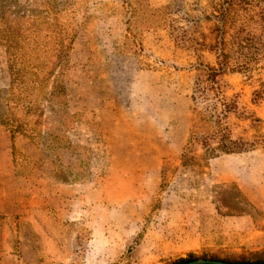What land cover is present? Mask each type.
I'll return each mask as SVG.
<instances>
[{
	"label": "rangeland",
	"instance_id": "obj_1",
	"mask_svg": "<svg viewBox=\"0 0 264 264\" xmlns=\"http://www.w3.org/2000/svg\"><path fill=\"white\" fill-rule=\"evenodd\" d=\"M1 134L0 264L263 261L264 0H0Z\"/></svg>",
	"mask_w": 264,
	"mask_h": 264
},
{
	"label": "trees",
	"instance_id": "obj_2",
	"mask_svg": "<svg viewBox=\"0 0 264 264\" xmlns=\"http://www.w3.org/2000/svg\"><path fill=\"white\" fill-rule=\"evenodd\" d=\"M248 1V0H244ZM220 67L217 69L216 67H207L206 76L207 79L203 80L202 83L206 85L198 84L197 91L200 92L203 98H208L211 94H214L217 99L222 101V105L224 109L220 112L217 117L216 125L214 127L213 132L209 134V136H198L197 134H193L190 137L189 145L191 148H201L206 150L212 157H217L218 154H233V153H241L247 151L244 148V143L241 141H234L231 138L230 128L227 123H224V120L228 119L229 113L233 111V103H226L227 98L222 91V88L225 84L223 77L225 76L224 66L220 63ZM13 86V85H12ZM236 108V107H235ZM234 108V109H235ZM13 132H18L17 129H14ZM217 143L218 146L216 148H212V144ZM218 154H215V153ZM200 260L195 256L190 255L189 258L180 260L175 264H188ZM206 261H213V262H221V263H228V264H264L263 261L255 262V263H245V262H231L225 260H206Z\"/></svg>",
	"mask_w": 264,
	"mask_h": 264
},
{
	"label": "crops",
	"instance_id": "obj_3",
	"mask_svg": "<svg viewBox=\"0 0 264 264\" xmlns=\"http://www.w3.org/2000/svg\"><path fill=\"white\" fill-rule=\"evenodd\" d=\"M0 137H3V139L6 141L7 140V134H1ZM12 173H13V166H12ZM13 174H12V184H13ZM18 259L15 255L12 254V264H17Z\"/></svg>",
	"mask_w": 264,
	"mask_h": 264
},
{
	"label": "water",
	"instance_id": "obj_4",
	"mask_svg": "<svg viewBox=\"0 0 264 264\" xmlns=\"http://www.w3.org/2000/svg\"><path fill=\"white\" fill-rule=\"evenodd\" d=\"M188 264H228V263H221V262H213V261H206V260H200Z\"/></svg>",
	"mask_w": 264,
	"mask_h": 264
}]
</instances>
